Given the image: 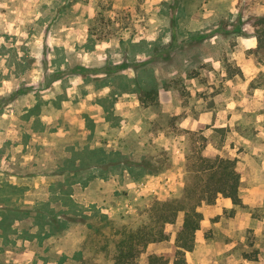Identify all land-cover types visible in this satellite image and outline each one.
Here are the masks:
<instances>
[{
  "label": "rangeland",
  "instance_id": "rangeland-1",
  "mask_svg": "<svg viewBox=\"0 0 264 264\" xmlns=\"http://www.w3.org/2000/svg\"><path fill=\"white\" fill-rule=\"evenodd\" d=\"M263 13L264 0H0V264H115L118 233L179 195L199 149L237 158L244 196L264 186ZM151 84L143 105L136 86ZM253 201L230 250L264 264ZM182 220L138 264L171 253ZM200 251L186 264H210Z\"/></svg>",
  "mask_w": 264,
  "mask_h": 264
},
{
  "label": "trees",
  "instance_id": "trees-1",
  "mask_svg": "<svg viewBox=\"0 0 264 264\" xmlns=\"http://www.w3.org/2000/svg\"><path fill=\"white\" fill-rule=\"evenodd\" d=\"M97 1V0H96ZM255 37L258 44L264 43V13L257 16ZM138 100L143 105H152L158 100V87L137 85ZM183 132L188 133L187 130ZM200 149L190 153L186 158V178L179 195L169 200H152L144 209L143 217L118 233L119 239L113 245L115 264H138L137 258L145 252L149 244L167 242L171 238L170 227L175 225L177 218L183 214L181 225L177 228L173 250L171 253H147V264H186V253L195 247V235L200 230L204 213L203 205L213 206L219 199L229 202V216L234 215L237 208L243 206L240 197V172L237 158H226L216 155L207 157ZM104 160V159H102ZM105 165L107 162H102ZM101 163L94 168L100 169ZM114 164L108 168L113 169ZM132 170L133 165L126 166ZM149 169L148 165L140 166ZM100 176V175H99ZM105 176V175H104Z\"/></svg>",
  "mask_w": 264,
  "mask_h": 264
},
{
  "label": "crops",
  "instance_id": "crops-1",
  "mask_svg": "<svg viewBox=\"0 0 264 264\" xmlns=\"http://www.w3.org/2000/svg\"><path fill=\"white\" fill-rule=\"evenodd\" d=\"M233 119H239V118H235V113L231 114L230 121H232ZM180 125L183 128H187L189 126L192 127L191 125L186 124L185 122H181ZM233 156H237L238 158L242 157L241 155H236V154H234ZM148 180L150 182L152 181V179L150 178ZM148 180L146 181L148 182ZM243 181H244V176L242 175L240 176V186H239L242 204L251 207L252 205L255 204L253 200H255L256 198L258 199L264 198V188H263L264 186L258 185L256 187L257 188L256 190L253 191L252 189H250L248 195L244 196L243 188L241 187ZM253 181L254 180H250V182ZM130 185L134 187L133 188L134 191H138V192L139 190H141V192L146 191L145 185H139L137 181L130 183ZM222 201H226V200L222 199ZM219 203H220V199L218 200V204ZM218 204H216L214 207L215 208L213 212L214 219L212 221H210L209 219H204L200 230L196 232L195 249L196 250L200 249L201 251H203L206 254L207 262L210 264H220V263L223 264V263H229L231 261L233 262L236 260L237 262L238 261L243 262V264L250 263V261L246 259H242L241 257L237 256V254H235L230 250V247H232V245L237 244L239 239L240 241L244 239L242 236L245 235L246 230L250 229L252 225L253 219L251 212L249 211L244 212L241 210L242 208L240 207L235 210L234 215L229 216L228 214L224 213L225 208L223 206H218ZM172 237H174V235ZM154 244L153 243L149 244V246ZM198 261H196V263H199Z\"/></svg>",
  "mask_w": 264,
  "mask_h": 264
}]
</instances>
